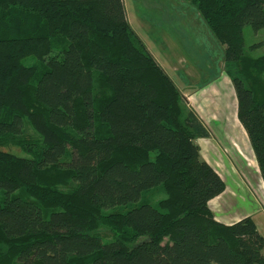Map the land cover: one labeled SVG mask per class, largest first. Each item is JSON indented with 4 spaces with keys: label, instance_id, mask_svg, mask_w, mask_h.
Instances as JSON below:
<instances>
[{
    "label": "trees",
    "instance_id": "1",
    "mask_svg": "<svg viewBox=\"0 0 264 264\" xmlns=\"http://www.w3.org/2000/svg\"><path fill=\"white\" fill-rule=\"evenodd\" d=\"M189 1L224 47L264 183V61L243 35L264 0ZM207 134L123 0H0V264H264L252 218L208 205L225 182L194 142Z\"/></svg>",
    "mask_w": 264,
    "mask_h": 264
},
{
    "label": "rangeland",
    "instance_id": "2",
    "mask_svg": "<svg viewBox=\"0 0 264 264\" xmlns=\"http://www.w3.org/2000/svg\"><path fill=\"white\" fill-rule=\"evenodd\" d=\"M123 2L128 23L172 80L188 90L187 93L180 91L206 127L208 134L196 137L194 142L201 144L200 155L225 182L223 192L208 202L213 215L216 220L230 224L254 212L250 217L264 238V183L247 134L237 118V101L231 80L222 69L223 45L189 0ZM243 35L245 56L261 57L264 61V27L253 30L245 26ZM60 54L61 47H54L38 64L43 65L47 58ZM26 62L30 64L36 60L27 58ZM193 69L199 70L204 79L213 74L219 76L205 87L187 89L189 82L185 72ZM260 77L264 81V65ZM215 83L220 91L213 90ZM7 149L23 153L15 145ZM166 196L165 186L159 185L146 190L141 201L156 205ZM99 231L103 240L112 238L108 228L101 227ZM262 251L264 253V247Z\"/></svg>",
    "mask_w": 264,
    "mask_h": 264
},
{
    "label": "crops",
    "instance_id": "3",
    "mask_svg": "<svg viewBox=\"0 0 264 264\" xmlns=\"http://www.w3.org/2000/svg\"><path fill=\"white\" fill-rule=\"evenodd\" d=\"M127 17V16H126ZM128 20V19H127ZM186 73V76L188 77V82H189V85L187 84L186 85V87L185 88H187L188 89V87H205V86H207L208 84L207 83H209V82H211V81H213V80H216V78L219 76V74H213V77H208V78H206V79H204L203 78V75H200L199 74V70H197V69H193V71L191 70V71H188V72H185ZM190 78V79H189ZM201 79H204L205 80V83H203V81L201 80ZM206 80H207V82H206ZM181 83L179 84H177V86L179 87V89L182 91V92H186L187 93V91L188 90H184V88H183V86L181 85ZM214 85V89L213 90H218V91H220V88L218 87V84H213ZM185 86V85H184ZM232 88H233V86H232ZM209 91V90H208ZM199 92H202V91H199ZM235 93V92H234ZM187 95H190L189 93L187 94ZM194 95V94H193ZM192 96V95H191ZM236 98V97H235ZM198 144V146H201V144L200 143H197ZM201 156H202V158L204 159V160H206L205 159V157L201 154ZM207 161V160H206ZM260 212V211H259ZM253 213L254 212H250V214H248L249 216H251L252 217V215H253Z\"/></svg>",
    "mask_w": 264,
    "mask_h": 264
}]
</instances>
